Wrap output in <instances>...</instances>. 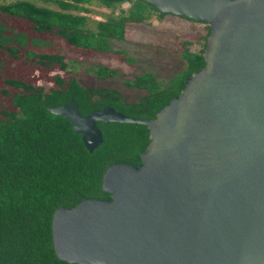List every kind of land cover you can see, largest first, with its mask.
<instances>
[{
  "label": "water",
  "instance_id": "1",
  "mask_svg": "<svg viewBox=\"0 0 264 264\" xmlns=\"http://www.w3.org/2000/svg\"><path fill=\"white\" fill-rule=\"evenodd\" d=\"M137 1L207 25L204 66L152 120L46 108L88 153L98 122L148 131L137 167L104 172L109 201L54 211L53 252L67 264H264V0Z\"/></svg>",
  "mask_w": 264,
  "mask_h": 264
},
{
  "label": "trees",
  "instance_id": "2",
  "mask_svg": "<svg viewBox=\"0 0 264 264\" xmlns=\"http://www.w3.org/2000/svg\"><path fill=\"white\" fill-rule=\"evenodd\" d=\"M123 4L128 5L126 10L120 9ZM91 6L109 10L110 15L91 20L87 17ZM153 14L163 18L153 6L137 0L0 3V96L7 99L6 108L0 105V264H67L56 258L52 248L54 211L71 209L83 200L109 201L101 191L106 169L137 167L148 144L145 126L98 122L102 142L88 153L69 121L46 108L72 100L82 117L110 108L128 118L152 120L179 95L184 80L203 68L208 26L186 20L201 25L204 33L179 43L180 72L164 83L147 72L122 81L125 88L145 93L134 102H126L116 89L105 86L118 78V71L88 60L113 58L134 66L136 61L125 51L114 50L112 43H124L127 26L146 27ZM7 17L28 23L36 34L51 35L59 47L43 51L53 44L9 28L4 22ZM193 45L200 46L197 52L189 51ZM61 46L67 51L62 52ZM20 52L32 62L34 72L49 69L51 80L28 82L26 69L16 61ZM82 76L95 83L85 84Z\"/></svg>",
  "mask_w": 264,
  "mask_h": 264
},
{
  "label": "rangeland",
  "instance_id": "3",
  "mask_svg": "<svg viewBox=\"0 0 264 264\" xmlns=\"http://www.w3.org/2000/svg\"><path fill=\"white\" fill-rule=\"evenodd\" d=\"M16 0H0V3L12 2ZM29 1V0H26ZM32 1V0H30ZM35 2V1H34ZM127 4L120 6V9L126 10ZM89 13L87 17L91 20H104L110 15V11L102 9L97 6H91L88 8ZM117 14V10L112 12ZM5 24L9 28H13L18 32L25 33L29 38H35L38 40H46L53 44V46L44 48L43 51H55L59 45L54 41L53 37L49 34H36L34 33L28 23L15 18H5ZM148 26H127L124 43H112L114 50L125 51L129 57L136 61L134 66H127L124 63L116 59H103L101 57H94L88 62L91 64H103L112 69H116L119 73L118 78L115 81L102 84L109 88L116 89L125 99L126 102H134L145 93L143 91H137L134 89H127L122 85V81L131 80L134 76L140 75L144 72L150 73L155 76L158 83H164L176 73L180 72L183 68V63L179 58V43L186 39L188 36H193L196 33H204L201 25L192 24L186 20L175 16H163L158 19L153 14L148 21ZM63 51H67L64 46H61ZM199 45H193L188 47L190 52H197ZM39 51L38 49H35ZM68 54V52H64ZM0 53V59L3 57ZM17 64L22 63V68L27 71L28 82L51 80L49 69H36L33 71L32 62L25 61L23 55L20 52L17 56ZM9 65H6L8 67ZM84 83H95L94 80L84 78ZM99 84V83H98ZM101 85V84H99ZM0 105L4 108L7 107V99L0 96Z\"/></svg>",
  "mask_w": 264,
  "mask_h": 264
}]
</instances>
